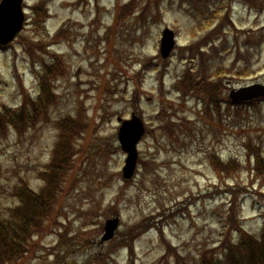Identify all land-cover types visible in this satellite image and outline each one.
I'll return each instance as SVG.
<instances>
[{"label": "rangeland", "instance_id": "obj_1", "mask_svg": "<svg viewBox=\"0 0 264 264\" xmlns=\"http://www.w3.org/2000/svg\"><path fill=\"white\" fill-rule=\"evenodd\" d=\"M43 1L50 10L49 34L28 24L8 49H0V110L18 109L24 97L36 96L34 71L43 65L30 56L26 42L47 47L41 59L51 53L63 57L65 74L51 82L57 95L49 121L21 131L6 127L0 141V220L18 204V185L41 190L39 174L51 163L59 137L55 122L84 107L89 128L75 138L53 215L44 218V231L17 264H128L131 257L135 264H199L204 250L219 254L223 241L237 242L241 225L258 236L264 226V176L252 179L248 159L256 148L264 157V102L244 108L223 104L220 114H207L198 98L174 92L173 86L192 67L197 76L223 67V99L231 89L264 83V0H135L122 20L119 12L132 0H25L29 22L31 7ZM167 27L176 33L177 48L164 60L162 74L159 46ZM61 30L68 38L54 40ZM197 44H206L203 64L198 52L193 61L185 49ZM149 60L159 64L157 70H144ZM137 92L136 113L153 130L138 146L144 164L125 182L117 117H130ZM166 105L172 107L170 117L182 123L171 135L160 129L169 117L162 114ZM210 152L241 165L236 159L238 170L220 177ZM114 216L120 219L118 231L129 233L128 248L119 236L101 243L105 221Z\"/></svg>", "mask_w": 264, "mask_h": 264}, {"label": "trees", "instance_id": "obj_2", "mask_svg": "<svg viewBox=\"0 0 264 264\" xmlns=\"http://www.w3.org/2000/svg\"><path fill=\"white\" fill-rule=\"evenodd\" d=\"M133 5L134 2L128 6H124L121 13L124 14L126 11H132ZM32 9L35 28L44 29V22L48 17L46 3L42 2L33 6ZM26 43L28 52L33 53L37 45L35 43H31V45L28 42ZM63 72V63L58 59L54 63L44 64L43 73L38 75L40 80V95L38 98L32 100L26 96L24 104L18 109L5 108L4 110H0V140L5 137L6 127L8 126L21 131L26 126H35L39 121L49 119L47 114L48 108L54 105V101L56 100V94L52 92L51 82L63 74ZM183 82L189 88L194 87L190 72L184 76ZM198 82L209 93L217 96L218 85L215 82L206 79ZM243 106L247 107V105ZM84 126L83 113H79L75 118L67 116L57 122V127L60 130L59 140L55 145L52 161L46 167L44 175L48 182V187L39 197V202L35 206L30 201L36 195L30 192L26 186H20L16 190L15 196L20 198L22 203L29 208L25 212L16 210L18 222H0V264H16L25 252L27 238L30 236L31 231L39 227L40 216L43 218L52 212L51 209L56 200L55 190L60 187L63 173L66 171V167L70 162L69 160H71L74 154L73 143L76 136L82 134ZM214 164L220 171L227 173L235 170L237 166L235 161L223 164L218 159L214 160ZM256 170L258 174H264V158L260 154H257ZM48 195L50 196V201L47 198ZM233 208L234 205L232 206V210ZM235 215L236 213L233 211L230 218V222L233 224L236 223L235 217H232ZM235 231L239 234L238 245H234L235 242L228 239L222 245L224 253L215 254V251L206 250L202 252L199 264H264V230L259 234V238L244 232L239 227ZM123 235L124 240L128 241V235L126 233H123Z\"/></svg>", "mask_w": 264, "mask_h": 264}, {"label": "water", "instance_id": "obj_3", "mask_svg": "<svg viewBox=\"0 0 264 264\" xmlns=\"http://www.w3.org/2000/svg\"><path fill=\"white\" fill-rule=\"evenodd\" d=\"M23 0H2L0 3V44L6 45L12 41L16 34L22 29L24 13L22 9ZM174 32L166 29L163 33L161 52L164 57L169 56L174 48ZM264 96V85L255 84L231 92V98L236 102L250 100ZM144 134L142 121L136 116L125 121L120 129L119 138L123 149L128 153L124 167V177L131 178L136 170L138 152L137 143ZM118 219L108 220L106 223V234L103 240L110 239L118 226Z\"/></svg>", "mask_w": 264, "mask_h": 264}]
</instances>
